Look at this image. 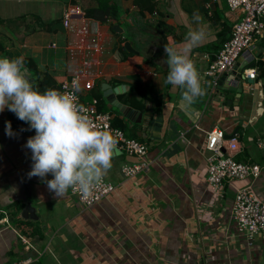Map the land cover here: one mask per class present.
<instances>
[{"label": "crops", "instance_id": "obj_1", "mask_svg": "<svg viewBox=\"0 0 264 264\" xmlns=\"http://www.w3.org/2000/svg\"><path fill=\"white\" fill-rule=\"evenodd\" d=\"M111 1L123 12L119 22L110 21L113 27L85 17L97 0H0V58L32 59L37 69L25 66L32 83L42 73L59 85L79 77L81 99L100 100L112 121L124 122L126 137L148 148L147 169L132 179L124 178L122 168L140 160L119 150L104 178L115 192L85 207L70 189L55 198L40 177L28 178L33 161L24 147L30 138L22 131L26 122L5 108L0 112V212L10 224L0 223V264L27 258L34 264H264V233L250 241L233 220L239 189L251 186L264 200V80L257 79L254 66L249 69L256 70L254 84H245L239 95L230 90L232 79L220 88L222 75L207 74L226 39L222 34L242 13L230 11L226 0H163L158 10L172 29L165 41L159 14L139 21L132 1ZM30 24L37 26L29 30ZM198 26L208 35L190 58L205 95L189 115L179 107L182 89L165 83V45L182 48L187 32ZM127 42L135 52L125 48ZM262 46L251 50L255 62L260 52L264 56ZM248 57L242 56V65ZM135 83L149 96L144 110L124 100ZM113 89L118 94H110ZM114 98L129 109L128 117L109 102ZM9 121L12 137L6 133ZM215 129L224 131L227 141L237 130L239 151L232 156L261 166L258 178L226 180L218 192L211 190L206 141Z\"/></svg>", "mask_w": 264, "mask_h": 264}, {"label": "clouds", "instance_id": "obj_2", "mask_svg": "<svg viewBox=\"0 0 264 264\" xmlns=\"http://www.w3.org/2000/svg\"><path fill=\"white\" fill-rule=\"evenodd\" d=\"M194 19L199 25L198 14L194 13ZM207 35L205 27L198 26L187 32L182 48L165 45V83L182 89L179 107L189 115L195 114L193 106L205 95L191 52L204 43ZM81 90L79 80L73 79L71 90L48 88L41 92L33 86L23 56L0 58V112L7 108L30 125L27 130H35L24 145L32 152L28 178L40 177L55 198L64 197L72 189L88 200L119 155L120 130L98 129L78 102L76 94ZM6 133L15 135L10 121ZM49 174L53 176L50 180L46 179Z\"/></svg>", "mask_w": 264, "mask_h": 264}, {"label": "built area", "instance_id": "obj_3", "mask_svg": "<svg viewBox=\"0 0 264 264\" xmlns=\"http://www.w3.org/2000/svg\"><path fill=\"white\" fill-rule=\"evenodd\" d=\"M226 2L230 11H240L242 17L233 26L229 40L223 44L215 60L211 62L207 74L212 77L230 73L238 58L246 51L253 50L258 39L264 38V0H226ZM69 17L70 14L65 15L66 24H68ZM247 73V76L252 80L257 76L256 70H247ZM73 79H78L80 83L79 77H71L63 81L56 90H71ZM214 82L216 84L215 79ZM76 95L78 102L85 106L86 114L98 126V129H118L112 125V116L109 113L99 111L97 99L82 103L80 93L78 92ZM29 128L30 125L23 128V131L32 137L36 133L35 130H27ZM120 133L121 135L118 137L119 150L136 156L140 160L138 164L125 165L122 168L124 178L132 179L147 169L148 148L136 140L127 138L122 130ZM206 149L211 153L208 184L214 193L222 188L226 180L258 178L261 174L263 169L261 166L239 163L234 159L232 154L239 151V143L236 138L227 141L225 132L220 129H215L207 134ZM225 149H228L230 153L226 154ZM115 190V185L103 180L100 187L93 192L88 200H83L80 194L73 192L72 189L70 192L85 207H92L110 197ZM233 220L239 232L248 236L250 241L255 236L264 233V200L251 186L243 187L237 191L233 204ZM0 223L8 226L10 224L9 217L5 212H0ZM22 240L26 244L27 250L33 248L27 238L22 237ZM34 262V259L27 258L12 264H34Z\"/></svg>", "mask_w": 264, "mask_h": 264}, {"label": "trees", "instance_id": "obj_4", "mask_svg": "<svg viewBox=\"0 0 264 264\" xmlns=\"http://www.w3.org/2000/svg\"><path fill=\"white\" fill-rule=\"evenodd\" d=\"M97 1H98V6L92 7L89 10H87L85 12V17L95 19L97 21H100L103 24L110 23V21L112 20L116 22H119L121 20V16H122L121 14L123 12L120 9L119 4H117V2H113L111 0H97ZM130 1H132L133 5H135L137 9V14H138V17L140 18L139 21H142L144 18H146L145 16L147 14H151V15L159 14V18H158L159 20H158L157 26L162 35L161 37L163 38V40L167 41L168 35L172 33V29L171 27L166 25V23L161 19L163 14H160L158 10V5L160 3V0H130ZM110 24H112V27L114 26V23H110ZM231 32H232V29H228L226 32L222 34L223 36L226 37L225 41L229 40L231 36ZM228 34L230 35L227 36ZM222 35H220V37ZM261 43L263 44L262 47L264 48V38L262 39ZM0 50H2V46H0ZM260 57L261 59H258L255 65V68L258 73L257 79L264 80V60L262 59L264 57L263 52H260ZM24 63H25V66L29 67V69H31L32 71L37 69V65L30 58L24 59ZM38 77H41V78L37 79L36 82L33 83V86L35 88H38L41 92L45 91L48 88L57 89L60 86L59 84L56 83L54 78L49 73L39 74L37 75V78ZM146 92L147 91L142 87L140 83H135L131 87V91L124 95V98H125L124 100L130 102L131 105L138 107L141 110H144L143 102L149 100V96L147 95ZM81 102L85 103L86 101H83V99H81ZM159 105L160 104H158V106ZM102 107L103 106L101 104V101L98 100V109L100 112H104ZM28 125L29 124L26 123L23 128L27 127ZM112 125L115 128L122 130L123 132L126 129V125L124 124L123 121H120V120H113ZM237 159H238L237 160L238 162L244 163L243 161L244 159L241 158L240 156Z\"/></svg>", "mask_w": 264, "mask_h": 264}, {"label": "water", "instance_id": "obj_5", "mask_svg": "<svg viewBox=\"0 0 264 264\" xmlns=\"http://www.w3.org/2000/svg\"><path fill=\"white\" fill-rule=\"evenodd\" d=\"M118 29L120 30V27L115 26L114 30L118 31ZM125 48L130 51V52H135V50L132 48L131 43L127 42L125 45ZM242 56L248 57V63L247 64H243L241 63L242 60ZM240 56L236 62V65L234 67V69L230 72V73H225L222 75L219 85L220 88L226 84V82L228 81V79H232L234 81L232 88L230 89L233 92H237L239 95H242L244 92V85L245 84H250L253 85L254 84V80H252L251 78H249L246 75V70L252 69L254 68V66L256 65L255 62V56L252 54L251 51H246L245 53H243V55ZM29 73V71H28ZM30 75V73H29ZM122 89H125L126 86H120ZM108 90L111 91L110 86H108ZM118 94V90L113 89L112 92H110V94ZM109 102H111L114 106H116L117 108L121 109V112H123L125 117H128L127 112L129 111V109H127L126 107H122L120 103L117 102L116 98L113 99V101L109 100ZM237 134V130L234 131V133L229 136L230 139H233L236 137Z\"/></svg>", "mask_w": 264, "mask_h": 264}, {"label": "rangeland", "instance_id": "obj_6", "mask_svg": "<svg viewBox=\"0 0 264 264\" xmlns=\"http://www.w3.org/2000/svg\"><path fill=\"white\" fill-rule=\"evenodd\" d=\"M8 24H9L8 27H11L12 22H8ZM35 26H37V25L30 24L29 27H28V29L29 30H34V27ZM261 41H262V39H258V41L255 42V48H260L261 47Z\"/></svg>", "mask_w": 264, "mask_h": 264}]
</instances>
